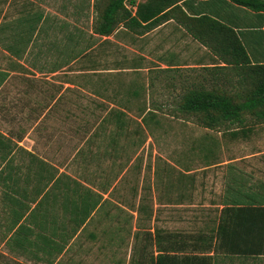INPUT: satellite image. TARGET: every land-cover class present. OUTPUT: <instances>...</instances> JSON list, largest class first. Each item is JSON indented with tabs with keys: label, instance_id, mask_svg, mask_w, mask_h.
I'll return each mask as SVG.
<instances>
[{
	"label": "crops",
	"instance_id": "0c3cea01",
	"mask_svg": "<svg viewBox=\"0 0 264 264\" xmlns=\"http://www.w3.org/2000/svg\"><path fill=\"white\" fill-rule=\"evenodd\" d=\"M93 4L0 0V264H125L135 210L122 200V159L137 145L127 109L166 105L151 96L155 81L183 93L238 78L174 17L101 35Z\"/></svg>",
	"mask_w": 264,
	"mask_h": 264
},
{
	"label": "trees",
	"instance_id": "16d2710c",
	"mask_svg": "<svg viewBox=\"0 0 264 264\" xmlns=\"http://www.w3.org/2000/svg\"><path fill=\"white\" fill-rule=\"evenodd\" d=\"M93 7V31L101 35L111 34L120 23L127 29L140 30L174 17L226 63L214 68H230L238 77L232 87L187 89L176 104L181 115L193 116L201 126L222 129L231 137L247 136L253 125L264 122V0H94ZM206 150L207 157L212 149ZM228 178L217 220L212 219L214 223L207 224V230L184 240H177L176 234L167 231L169 238L163 245L161 229L156 228L154 235L147 231L144 240L154 237L155 249L146 256L143 244L137 263L263 260L264 182H250L231 172Z\"/></svg>",
	"mask_w": 264,
	"mask_h": 264
},
{
	"label": "rangeland",
	"instance_id": "374dc122",
	"mask_svg": "<svg viewBox=\"0 0 264 264\" xmlns=\"http://www.w3.org/2000/svg\"><path fill=\"white\" fill-rule=\"evenodd\" d=\"M103 62L112 65L107 59ZM163 85L155 81L151 96L157 104L166 105H145L144 109L136 104L126 108V115L130 117H126L128 124L124 123L126 137L127 132L136 131L130 140L137 145L133 146L135 151L131 158L122 159V200L127 204L132 201L135 210L132 215L130 211L125 212L126 216L129 213L123 229L125 232L126 228L128 234H123L121 249L125 264H128L127 255L136 258L143 244L146 256L153 252L150 238L144 240L147 231L154 233L157 228L179 232L180 239L184 240L207 230L205 226L214 222V208L230 172L250 182H264V122L253 125L247 136L239 134L237 137H231L222 129L203 127L193 116L185 117L176 110V99L182 91H169ZM120 88L125 89L121 85ZM107 125L113 129V124ZM126 139L124 142H131ZM207 147L212 153L206 157ZM182 170L190 171L183 174ZM178 180L184 186H177ZM180 192L181 198L178 197ZM179 201L186 203L177 206ZM179 208H183V212ZM178 215L182 216L180 220ZM233 260L230 264H264V259Z\"/></svg>",
	"mask_w": 264,
	"mask_h": 264
}]
</instances>
